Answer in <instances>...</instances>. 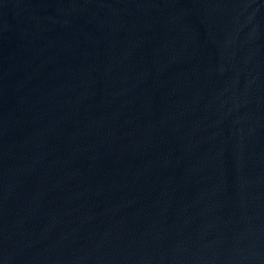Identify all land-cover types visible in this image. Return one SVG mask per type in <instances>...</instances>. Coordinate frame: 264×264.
I'll return each instance as SVG.
<instances>
[{
	"label": "water",
	"instance_id": "95a60500",
	"mask_svg": "<svg viewBox=\"0 0 264 264\" xmlns=\"http://www.w3.org/2000/svg\"><path fill=\"white\" fill-rule=\"evenodd\" d=\"M0 264H264V0H0Z\"/></svg>",
	"mask_w": 264,
	"mask_h": 264
}]
</instances>
